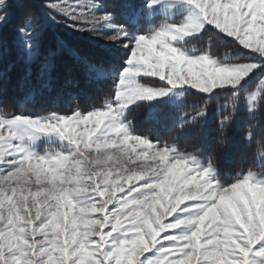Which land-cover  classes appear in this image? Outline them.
<instances>
[{
  "label": "snow or ice",
  "instance_id": "1",
  "mask_svg": "<svg viewBox=\"0 0 264 264\" xmlns=\"http://www.w3.org/2000/svg\"><path fill=\"white\" fill-rule=\"evenodd\" d=\"M37 3L44 13L28 12L16 28L25 62L37 56L45 25L61 17L115 49L112 73L81 60L90 81L112 87L88 109L0 107V264H264V0ZM10 7L0 0V28ZM201 38L204 47L194 43ZM221 41L238 47L216 55ZM50 77L45 63L43 87ZM4 78L0 44V91ZM192 90L203 100L179 117L176 140L137 131L134 108L157 121L160 106ZM221 93L218 134L243 111L252 121L243 140L258 144L255 167L228 178L206 145L178 142L206 126Z\"/></svg>",
  "mask_w": 264,
  "mask_h": 264
},
{
  "label": "trees",
  "instance_id": "2",
  "mask_svg": "<svg viewBox=\"0 0 264 264\" xmlns=\"http://www.w3.org/2000/svg\"><path fill=\"white\" fill-rule=\"evenodd\" d=\"M107 2L118 4L119 0H107ZM10 4L8 22L0 28L5 72L2 91H0V101H2L0 107L8 112L25 111L32 114H44L50 110L67 112L76 107L88 109L99 106L104 94L110 91L112 80L108 79L102 85L90 81L81 60L86 59L102 65L105 71L112 73L115 63L112 54L115 50L102 47L89 39L87 34L80 35L46 24L37 40V56L30 63H26L16 28L19 27L21 18L28 12L43 14L45 10L38 6L37 0H24L23 3L10 0ZM57 18L64 20L61 17ZM205 38L194 43L204 47ZM237 47L234 42L221 41L215 42L212 50L216 55H224L226 50ZM239 54L243 56L244 50L241 49ZM45 63L51 69V88L43 87L38 78L41 74V66ZM29 72L31 76L26 84L25 78ZM257 79L258 77H253L247 87L252 88L257 85ZM227 96L228 93H221L210 102V115L206 126L204 121H201L193 133L183 136L178 141L182 148L188 150H193L201 143L206 145L205 150L215 155L216 163L224 178L235 175L240 169L255 167L254 155L258 149L256 141L247 144L243 140L248 124L252 122L243 111L237 121L225 130V136L221 137L218 134V120L221 114H218L216 109L218 104L225 102ZM202 100L201 95L190 91L183 102L160 106V118L157 121H145L143 105L134 108L130 118H135L138 132H148L153 139L159 138L173 142L178 135L175 125L179 117L185 112L193 114V105L201 103ZM202 126L205 127L206 134L200 133L199 128Z\"/></svg>",
  "mask_w": 264,
  "mask_h": 264
},
{
  "label": "rangeland",
  "instance_id": "3",
  "mask_svg": "<svg viewBox=\"0 0 264 264\" xmlns=\"http://www.w3.org/2000/svg\"><path fill=\"white\" fill-rule=\"evenodd\" d=\"M69 3L72 4L73 6H75L76 3H78V0H69ZM71 23L72 22L70 20H68L66 22L64 20H62L60 24H52V25L55 26V27H61L62 29L66 30V31H69V32H72V33H76V34H80V35L81 34H87V37L89 39H91L92 41H95V42L99 43L100 45H102V47L109 48L111 50H115V49L111 48L110 46H108L105 43V41H103L102 39L94 36L93 34L87 32V31H84V32L76 31L75 29L71 28L70 26H68V25H71ZM192 91L196 92L195 90H192ZM174 103L175 104H178L179 101H176Z\"/></svg>",
  "mask_w": 264,
  "mask_h": 264
}]
</instances>
